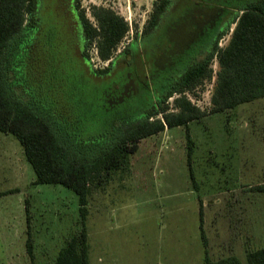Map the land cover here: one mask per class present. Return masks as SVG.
Masks as SVG:
<instances>
[{"label":"rangeland","instance_id":"obj_1","mask_svg":"<svg viewBox=\"0 0 264 264\" xmlns=\"http://www.w3.org/2000/svg\"><path fill=\"white\" fill-rule=\"evenodd\" d=\"M129 1L128 12V0H39V27L25 28L9 61L18 53V95L51 120L56 114L70 126L76 122L85 139L105 133L148 112L183 67L200 60L235 14L255 0H174L146 37L156 0ZM77 2L92 23L93 6L131 16L130 34L111 62H101L94 47L85 58ZM235 27L220 40L221 48ZM105 68L110 71L96 74ZM213 69L219 71L217 60ZM215 82H207L197 98L189 96L207 114L189 125L194 183L186 128L179 127L143 140L127 165L92 186L90 264H205L202 229L213 261L236 256L245 263L248 251L264 248V193L256 190L264 185V99L212 113ZM18 149L24 151L15 137L0 132V193L20 190L0 197V264H32L27 201L33 264H56L66 240L81 229L78 197L61 186L36 185L25 172L18 181L10 177L2 155Z\"/></svg>","mask_w":264,"mask_h":264},{"label":"trees","instance_id":"obj_2","mask_svg":"<svg viewBox=\"0 0 264 264\" xmlns=\"http://www.w3.org/2000/svg\"><path fill=\"white\" fill-rule=\"evenodd\" d=\"M173 1H155L143 36L155 31ZM38 5L39 0H0V132L10 134L19 141L36 175V185L61 186L78 197L81 229L66 240L56 264H90L87 217L92 186L101 184L112 172L127 165L143 140L167 128L179 127L186 128L188 166L194 183V141L189 125L202 120L207 114L189 96L197 98L198 91L216 77L211 99L212 113H223L264 99V0L251 1L242 7V14H235L227 29L217 36L213 46L200 60L183 67L185 69L180 71L181 74L159 95L157 104L149 106L148 112L134 121L120 123L105 133L87 139L76 122L70 126L56 114L51 120L48 115L38 112L31 102L24 101L16 91L19 86L18 62L15 61L18 53L13 54V63L9 62L13 44L24 34L25 28L35 31L39 27ZM76 11L85 39V58L90 59L88 49L94 47L101 62H111L130 34L129 23L104 6L92 7L94 23L81 10L79 2ZM231 24L236 27L230 42L227 47L221 48L220 40ZM132 51L127 48L126 55L130 56ZM215 60L219 65L217 73L213 69ZM11 70L15 73L14 80L10 77ZM109 71L110 68H105L96 71V74L103 75ZM170 99L174 100L173 106L169 103ZM256 190L264 193V185ZM201 221L203 223V211ZM26 225V249L33 264L36 257L28 201ZM201 236L206 247L205 264H264V248L248 251L245 263L236 256L213 261L203 229Z\"/></svg>","mask_w":264,"mask_h":264},{"label":"crops","instance_id":"obj_3","mask_svg":"<svg viewBox=\"0 0 264 264\" xmlns=\"http://www.w3.org/2000/svg\"><path fill=\"white\" fill-rule=\"evenodd\" d=\"M5 144L10 145L11 143H5ZM2 156H3V159L5 161L6 160L8 161V162L6 161V163H7L6 167L10 172V175H9L10 177L12 176V178H13V176H14L15 181H18V175L22 177L23 172H25L24 175L29 176L30 178L31 177L34 178L32 182L35 183L36 175H35V177L32 176V171L30 169L32 167H30V164L27 162L25 155H24V151L22 152L20 149H18V151H16V152L7 151V152H3ZM26 162L28 165H26ZM3 169H4V172L6 173L5 167H3ZM12 178H10V179H12ZM11 191H15V192L11 193V194H6V195H16L20 192V190L16 189V188H14V190H11ZM5 192H9V190L5 191ZM5 192L0 193V197L6 196V195H3ZM25 213H26V210H25ZM90 252H91V246H90ZM90 252H89V254H90Z\"/></svg>","mask_w":264,"mask_h":264},{"label":"built area","instance_id":"obj_4","mask_svg":"<svg viewBox=\"0 0 264 264\" xmlns=\"http://www.w3.org/2000/svg\"><path fill=\"white\" fill-rule=\"evenodd\" d=\"M128 2H129V3H128L127 10H128V12H129V11H130V7H131V6H130V1H129V0H128ZM123 18H124V19H125V20H126L128 23H129V25H130V26L132 25V22H133V21H132V18H131V16H130V15H129V17H126V18H125V17H123Z\"/></svg>","mask_w":264,"mask_h":264}]
</instances>
